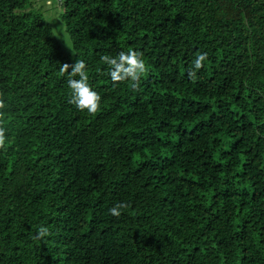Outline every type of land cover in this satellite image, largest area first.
Segmentation results:
<instances>
[{"label":"trees","instance_id":"trees-1","mask_svg":"<svg viewBox=\"0 0 264 264\" xmlns=\"http://www.w3.org/2000/svg\"><path fill=\"white\" fill-rule=\"evenodd\" d=\"M56 2L69 51L0 0V264H264V0ZM129 50L137 90L100 60ZM77 59L95 115L59 72Z\"/></svg>","mask_w":264,"mask_h":264},{"label":"clouds","instance_id":"clouds-1","mask_svg":"<svg viewBox=\"0 0 264 264\" xmlns=\"http://www.w3.org/2000/svg\"><path fill=\"white\" fill-rule=\"evenodd\" d=\"M206 59V52L199 54L195 58L193 69L187 74L189 79L192 81L197 79V71L204 67ZM100 60L109 67V76L114 85L128 81L133 90L138 89L141 78L149 72V67L143 59V53L136 50L120 51L117 56L103 55L100 57ZM69 69L71 70L69 71ZM59 72L61 76L65 74L68 76L67 85L71 90L69 103L73 104L80 111H86L89 115L97 114L101 110V96L89 84L86 63L79 59L73 64L63 63L60 65ZM7 108V101L0 94V150H6L8 142L5 125ZM129 207V203L117 202L109 209V213L112 216L119 217L122 210ZM50 235V230L47 227L41 226L34 238L43 240Z\"/></svg>","mask_w":264,"mask_h":264},{"label":"rangeland","instance_id":"rangeland-1","mask_svg":"<svg viewBox=\"0 0 264 264\" xmlns=\"http://www.w3.org/2000/svg\"><path fill=\"white\" fill-rule=\"evenodd\" d=\"M33 9L39 11L44 19L49 23L52 34L56 41L61 44L65 51L70 50L69 38L64 30V26L59 19L60 8L56 0H30ZM59 3V2H58ZM59 37V38H58Z\"/></svg>","mask_w":264,"mask_h":264},{"label":"built area","instance_id":"built-area-1","mask_svg":"<svg viewBox=\"0 0 264 264\" xmlns=\"http://www.w3.org/2000/svg\"><path fill=\"white\" fill-rule=\"evenodd\" d=\"M58 2L60 1V0H57Z\"/></svg>","mask_w":264,"mask_h":264}]
</instances>
